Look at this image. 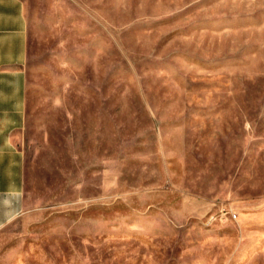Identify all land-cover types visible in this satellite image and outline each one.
Listing matches in <instances>:
<instances>
[{"label":"rangeland","instance_id":"374dc122","mask_svg":"<svg viewBox=\"0 0 264 264\" xmlns=\"http://www.w3.org/2000/svg\"><path fill=\"white\" fill-rule=\"evenodd\" d=\"M21 1L0 264H264V0Z\"/></svg>","mask_w":264,"mask_h":264},{"label":"crops","instance_id":"0c3cea01","mask_svg":"<svg viewBox=\"0 0 264 264\" xmlns=\"http://www.w3.org/2000/svg\"><path fill=\"white\" fill-rule=\"evenodd\" d=\"M27 27L21 0H0V228L22 210Z\"/></svg>","mask_w":264,"mask_h":264}]
</instances>
